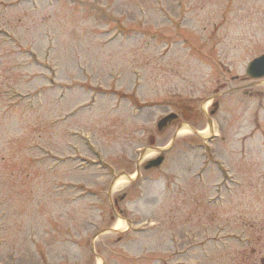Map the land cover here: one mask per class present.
Instances as JSON below:
<instances>
[{
	"label": "rangeland",
	"instance_id": "rangeland-1",
	"mask_svg": "<svg viewBox=\"0 0 264 264\" xmlns=\"http://www.w3.org/2000/svg\"><path fill=\"white\" fill-rule=\"evenodd\" d=\"M263 54L264 0H0V264H160L161 257L169 264H260L264 79H248L245 68ZM223 82L210 152L235 182H226L229 191L220 187L224 201L211 206L219 175L212 160L196 180L204 162L194 146L208 136L209 99ZM130 88L142 110L128 108L125 98L110 111L106 94L127 97ZM91 90L103 91L96 103L88 101ZM178 109L188 121L158 132V120ZM68 129L90 135L115 174L132 173L138 155L146 161L160 155L156 148L171 149L160 168L141 171L146 182L120 177L113 211L107 190L115 175L66 138ZM43 148L74 162L50 171ZM80 158L89 161L74 170ZM126 217L136 226L146 217L161 225L128 235L119 225ZM103 230L92 254L91 237ZM174 235L180 249L190 247L186 257H167Z\"/></svg>",
	"mask_w": 264,
	"mask_h": 264
},
{
	"label": "water",
	"instance_id": "water-1",
	"mask_svg": "<svg viewBox=\"0 0 264 264\" xmlns=\"http://www.w3.org/2000/svg\"><path fill=\"white\" fill-rule=\"evenodd\" d=\"M246 74L252 78L263 77L264 76V56L252 61L247 67ZM174 118H175L174 115H169L168 117L161 120L158 124V129L160 130L163 127H165L167 125V123H169ZM161 161H162V158H158V159L150 162L148 164L147 168L156 167L161 163ZM262 264H264V263L262 262Z\"/></svg>",
	"mask_w": 264,
	"mask_h": 264
}]
</instances>
